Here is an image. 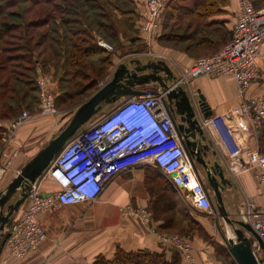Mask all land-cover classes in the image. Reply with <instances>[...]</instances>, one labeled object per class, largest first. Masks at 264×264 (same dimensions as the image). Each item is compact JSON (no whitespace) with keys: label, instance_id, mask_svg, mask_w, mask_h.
<instances>
[{"label":"built area","instance_id":"obj_1","mask_svg":"<svg viewBox=\"0 0 264 264\" xmlns=\"http://www.w3.org/2000/svg\"><path fill=\"white\" fill-rule=\"evenodd\" d=\"M139 1L142 9L140 29L144 39L150 43L154 39L160 13L168 0ZM236 2L232 38L218 50L193 59L186 67L173 66L177 74L174 73L176 78L170 87L182 86L187 90L204 132L228 155V169L235 173L253 168L264 192V153L253 150L247 154L246 159L242 157L234 126L223 115L211 113L204 116L199 92L190 88L191 80L202 75L230 77L243 94L253 81L260 78L258 61L264 43V6L255 8L252 0ZM97 43L103 48H109L102 39ZM147 55L153 60H162L154 50H150ZM35 84L39 114L48 117L58 115L55 102L57 93L52 75L37 67ZM142 88L144 92L140 95L123 97L109 104L113 105L110 110L86 128L81 127L68 140L44 173L32 184L20 209L14 212L13 219L6 225L4 232L8 235L2 251L6 250L12 257H25L47 238L46 230L40 222L42 215L59 206L95 201L113 176L140 164H150L160 170L185 194L194 208L213 212L214 206L204 175L197 164L193 163L182 136L177 132L175 124L179 118H173L168 110L167 90L160 87ZM238 108L246 121L258 127L264 118V95L244 100ZM31 117L32 114L27 110H22L3 124L13 134ZM16 155L13 152L7 160L0 156V180ZM45 180L56 183L58 188L43 192L41 186ZM120 212L136 217L144 224L150 222V214L145 208L126 206ZM238 215L240 220L252 226L264 242V212L246 199L238 208ZM158 238L160 243L180 254L183 264H196L185 238L162 233L158 234ZM251 244L253 250L259 249L255 239Z\"/></svg>","mask_w":264,"mask_h":264},{"label":"crops","instance_id":"obj_2","mask_svg":"<svg viewBox=\"0 0 264 264\" xmlns=\"http://www.w3.org/2000/svg\"><path fill=\"white\" fill-rule=\"evenodd\" d=\"M135 1L137 9L142 11L140 1ZM222 9L224 12L208 17L207 21L215 20L218 25L222 23L227 31L232 32L236 21V0H229V3L222 6ZM128 43L126 42V44ZM131 46L138 47L135 41L131 42ZM137 57L133 58L136 59ZM148 59L151 58L148 57ZM179 59L185 65H189L192 62L186 60L184 62L181 58ZM121 62L117 61L118 64ZM258 64L261 74L260 78L253 81L243 94L240 93L235 82L230 77L202 75L192 79L190 84L192 90L198 91L204 96L205 102L213 114L223 115L234 126L235 135L242 149L241 156L245 159L249 152L259 150V124L258 127H254L250 122L246 121L238 107L244 100L264 95V43ZM36 75L37 68L35 69V77ZM144 86L145 88L159 87L155 82ZM97 87L99 89L101 86L97 84ZM4 89L3 85V90L0 94L1 107H4L2 96ZM13 106L14 104L9 105L10 112L7 113L9 115L5 116L11 118L16 113L17 110H14ZM0 112L4 113L1 108ZM39 116H41L39 113H32V117L21 126L23 127L28 122L23 127L25 129L21 132L22 134L19 138L21 142H26L24 145L26 147L20 154L22 159L19 158L23 164L44 146L45 140L34 141V137L41 130H45V123L38 119ZM59 123L57 119L53 128L58 129V131L50 139L59 133V129L61 128V126L58 128ZM204 134L205 140L203 143L209 146V153L206 159L210 161V164L214 162L219 163L223 169L224 176L229 180V184L222 190V199L228 214L232 218L238 219V208H241L246 199L253 202L256 208L264 212V192L257 182L255 170L253 168H246L238 170L235 173L231 172L227 167L229 157L226 152L219 144L212 141L206 132ZM17 153L19 152L17 151ZM199 169L205 176L203 169L200 167ZM167 183L169 184L171 181L160 170L150 164H140L122 170L104 185L99 197L92 203L63 205L42 215L40 221L47 233L46 240L36 250L23 258H15L10 256L6 250L2 251L0 253V264H93L95 257L99 254L104 255L107 259H111L117 247L125 251L145 249L164 252L166 258L169 260L172 252L177 251L163 245L159 241L158 234L166 232L164 231L165 229L160 228L163 220L152 216L153 219L148 224H144L138 218L123 215L120 212L122 208L130 206L132 208L142 207L152 213L153 210L157 209V206L150 203V189L159 186L161 191L157 192V194L163 195V192L165 193L166 191L165 189L162 190V187ZM57 188V184L50 180L43 181L41 186L43 192L52 191ZM153 193L155 192L153 191ZM210 198L213 203L211 195ZM238 198L239 201L237 202ZM213 206L215 207L214 203ZM61 207H70L76 215L65 217L59 210ZM214 210L212 213L204 211L197 213L189 211L186 204H176L175 211L177 215L174 217L175 220L184 221L186 224L189 221L188 218L191 216L204 229L203 234L194 233L191 236H187L192 244L191 252L196 264H221L215 256L213 241L225 244L221 231L226 236L231 235L227 232L230 230L227 225L220 226V216L216 208ZM255 251L263 259L264 264V251L260 249ZM3 257L7 259L1 262ZM180 264H183L182 258Z\"/></svg>","mask_w":264,"mask_h":264},{"label":"trees","instance_id":"obj_3","mask_svg":"<svg viewBox=\"0 0 264 264\" xmlns=\"http://www.w3.org/2000/svg\"><path fill=\"white\" fill-rule=\"evenodd\" d=\"M21 1L27 2L31 7L25 6L21 10L13 9L20 5ZM107 1L112 5L115 13L124 18L130 32L139 30L141 10L137 9L135 0ZM252 1L257 8L258 0ZM228 3L229 0H168L159 16L158 23L162 26L163 32L158 37L166 38L171 35V32L173 33L174 29H182V32L185 33L179 37L187 36L189 38V35L192 34L190 37L196 38V35L201 33L199 41H210L207 32L214 33V30L207 29L218 24L215 20L202 22L200 19L224 12L222 6ZM107 11L101 0H0V36L2 35L0 37V74L5 77V89L2 95L4 115H9L7 113L10 112V104L15 103L14 110H18L22 106L28 107V101L32 103L33 99L38 98L35 84L37 66L41 70L48 66H56L57 69H60L61 66L70 68L67 70L69 71L67 76L58 78L59 91H57L55 99L57 107L67 98H71L72 94L95 91L99 79L104 76V68L99 67L95 71L96 75L85 80L89 74L80 65L91 67L89 62L83 60V57L96 55L99 52L104 53V48L97 43L98 37L104 39V35H106L116 39L118 36V31ZM55 13L60 18L61 26L54 19ZM186 18L187 20H185ZM171 20L174 22L170 23ZM172 25L174 26L172 27ZM165 29L170 31L169 34L164 32ZM231 38L232 32L227 29L221 36L218 34L217 42L214 43L211 40L214 45L219 46L215 47V51ZM106 57L102 56L100 60H108ZM85 101L80 102L77 106L79 107ZM69 120H66L60 131L68 124ZM1 127L0 125V129ZM258 145L259 151L264 153V118L259 122ZM154 188L159 189V186L150 189V194L153 196L150 198V203L157 206L156 210L159 213L173 212L176 204H181L177 195L179 190L171 183L162 187V190L166 191L163 192V195H158V191ZM14 215V213L11 215L7 225ZM165 219L160 228L165 229L167 226L171 228L174 224V217ZM188 220L191 228L187 229L189 232L187 236L194 233L203 234L204 229L198 221L191 216ZM182 229L183 227H180L178 231ZM213 246L215 256L221 264H237L225 244L213 241ZM180 260L181 257L177 252H172L171 258L168 260L164 252L145 249L125 251L117 247L111 259L99 254L95 257L93 264H180Z\"/></svg>","mask_w":264,"mask_h":264},{"label":"water","instance_id":"obj_4","mask_svg":"<svg viewBox=\"0 0 264 264\" xmlns=\"http://www.w3.org/2000/svg\"><path fill=\"white\" fill-rule=\"evenodd\" d=\"M128 62L134 64V67L130 68L125 61L118 64L111 79L77 108L68 124L32 156L11 179L6 188L0 191V253L8 235L4 230L11 215L23 204L32 184L44 173L68 140L96 115L103 105L115 103L123 97L140 95L144 92L142 88L144 85L155 82L162 90H167L168 110L173 118H179V122L175 124L177 132L182 136L185 149L193 163L200 165L203 169L207 186L213 192L216 211L234 234V236H226L221 231L231 256L237 264H263V259L256 256L251 244L255 239L258 248L264 251V242L259 234L250 224L232 218L224 206L222 190L229 184V180L224 176L219 163L210 164V161L206 159L209 146L203 143L205 140L204 130L196 116L187 90L182 86L170 87V83L175 80L176 75L163 60L131 59ZM198 97L204 105L203 115H210L212 111L206 104L204 96L199 93ZM17 192L19 197L10 202L11 197Z\"/></svg>","mask_w":264,"mask_h":264},{"label":"rangeland","instance_id":"obj_5","mask_svg":"<svg viewBox=\"0 0 264 264\" xmlns=\"http://www.w3.org/2000/svg\"><path fill=\"white\" fill-rule=\"evenodd\" d=\"M101 1L104 3L105 7L107 8V10H108L107 13L110 14L111 21L113 22L116 30L118 31V36H117L118 39H117V37H116V39H114V38H110L106 35H104V39L101 37H98L97 42H98V40L102 39L104 41V44H106L109 48L104 47V53L99 52L96 55H87V56L83 57V60L89 62L91 67H89V65L87 66L84 64L80 65L89 74V76L85 80H89V78L91 76L96 75L95 71L98 70L99 67L104 68V76L101 79H99V81H98V84L101 86L104 85L108 80H110L113 71L118 66L117 61L118 62H121V61L128 62L131 59H135L133 57H137L140 54H141V56L137 57L136 59H140L142 61H145V60H148V57L151 58L149 55H147L150 50H154L159 55L160 59H162L168 65H170V67L174 71V73L177 74V71L174 69L173 66L178 65L180 68L187 66L182 61H180L179 58H181L184 62H185V60L191 62L195 58H198L200 56H203V55H206V54H209V53L215 51V49L219 47L218 45H214V43L217 42V40H218V34L221 36L223 34V31L226 30L224 28V25H212L207 29V30H212V29L214 30V33H208L207 32V34L209 35L208 37L211 40H213L214 43H212L213 41H211V40H210L211 42L210 41H204V40L199 41L200 37L202 36L201 33H198L196 35V38L190 37L192 34L189 35V38L187 36L179 37V35L185 33V32H182V29H179V30L174 29L175 32L174 31H173V33L171 32L172 36L169 35L166 38H164V37L159 38L158 37L159 34H161V32H163V31H162V26L158 23L157 29H156L154 36H153L154 39H152V41L150 43H147V40L144 39V37H143V34L141 32L140 27H139L138 31H134L133 33L130 32V29L128 28L127 24L125 23L124 18L119 17V15L115 13V10H113L114 8L112 7V5H110V3L107 0H101ZM257 3H258L257 9L262 8L264 6V0H258ZM19 4L20 5H17V7H13V9L21 10L22 7H25V6L31 7L30 5L27 4V2H24V1L23 2L21 1V3H19ZM40 6H42V5H40ZM50 7H51V5H50ZM55 15H56V17L54 19L57 22H59V25L61 26V23L59 21L60 18L58 17L57 13H55ZM30 16H31V14H30ZM160 19H161V17H160ZM185 20H187V18ZM200 20H202V22H205L207 20V18L200 19ZM171 22H174V21L171 20L170 23ZM173 26L174 25H172V27ZM164 32H166V33L168 32L167 34H169L170 31L165 29ZM186 38H188V39H186ZM132 41H135V44L138 47L131 46ZM126 42H129V43L126 44ZM102 56H107L106 58L108 60H106V59L104 61L100 60V58ZM181 63H183V64H181ZM76 66H78V64H76ZM74 68H78V67H74ZM69 69L70 68H68L66 66H61L60 69H57L56 66H48V67H45L42 69L43 72H45L49 75H52V77L54 78V82H55L54 86L56 87L55 88L56 93H57V91H59L58 84H57L58 78H61L63 76H67L69 74V71H67V70H69ZM72 69H73V67H72ZM75 74H77V73H75ZM79 80H80V77H79ZM4 82H5V77L0 75V94L3 90ZM190 84H191V82H190ZM69 85H71V84H69ZM97 88L98 87L96 86V89L93 93H95L98 90ZM90 92L91 91H85V92H82L79 94L70 95L71 98H67L62 104L58 105L57 108L59 110V113L56 116H51V117H46L43 115L39 116L38 119L45 123V125H44L45 130H41V132L37 136L34 137V141H36V140L44 141L45 140L44 143H46L58 131V129L53 128L54 123H56V120L58 119L60 122L59 123L60 125L58 126V128L60 126L63 127V125H65V123H66V120L68 121L69 118L71 119L74 112L77 110V108H78L77 105L80 102L88 99L93 94ZM28 102H29L28 107L22 106L21 108H19L16 111V113L13 116H11V118L16 116L22 110H27L30 114L39 113L38 112L39 111V98L33 99L32 103H31V101H28ZM112 106L113 105H109V104L103 105L101 110L91 118V121L86 122L82 126V128H86L89 125V123H92L97 117H99L103 113L110 110L112 108ZM13 107L15 109V107H16L15 103H14ZM0 108L3 111L5 110L4 107L0 106ZM11 118L8 116H5L4 113L0 112V122L2 124L6 123V121H8ZM27 123L23 127H25L27 125ZM2 124H1V126H2ZM23 127H19L17 130H15L13 132V134L9 133L8 129L6 127H4V124L0 129V156H3V159L7 160L8 158H10V155L13 152H16V153H17V151L19 152V153H17L18 156H15L12 159L8 169L3 174V177L0 180V189H2V191L6 188L7 184L11 181V179L18 173V171L24 165L23 162L20 161V159H19V158L22 159L20 154H21V151L26 147V146H24L26 142L25 141L21 142V139H19L20 135L22 134L21 132L25 129ZM52 130H53V132H52ZM36 138H38V139H36ZM16 139H18V140L16 141ZM44 143H43V145H45ZM197 167L201 168L200 165H197ZM154 189H156V191L158 190V192L161 191L160 188L159 189L154 188ZM151 192H153V191L151 190ZM209 194L213 198L212 190H210ZM18 197H19V193L17 192L16 194H14L11 197L10 202L15 201ZM152 197L153 196L151 195L150 198H152ZM179 199H180L179 201L181 203L187 205V208L189 211L201 212L200 210H198L192 206L191 202L187 199L185 194L181 191H179ZM238 201H239V198H238L237 202ZM90 203H92V202H90ZM213 203L215 205V202H213ZM86 204H89V203H86ZM214 208H216V206ZM59 210L61 211V214H63L65 217H73V215L74 216L76 215L74 213V211H72L70 209V207H66V208L61 207V208H59ZM166 213L167 212L161 214V212L159 213L158 210H155L152 213L149 212L150 220L153 219L152 216H154L155 218H159L161 220H166L165 218L168 219L169 217H175L177 215L176 211L169 212L167 214ZM220 222H221L220 226L227 225L225 223V221L223 220V218H221V217H220ZM179 224H181V225L179 226ZM169 227L170 226H167L164 230L166 232L162 233V234H168V235L175 234V235H178L182 238H185L188 241L190 253H192L191 252L192 244L190 242V239L187 237V234L189 233V232H187V229H190L191 225L189 223L185 224L184 221H178L176 219V220H174L173 226H171V228H169ZM180 227H183L184 230L182 229V230L178 231V229H180ZM229 229L230 230L227 231L228 234L229 235L231 234L230 236H234L230 227H229ZM254 251H255V249H254ZM5 259H7V258L3 257L1 259V262H3V260L5 261ZM224 264H226V263H224Z\"/></svg>","mask_w":264,"mask_h":264},{"label":"flooded vegetation","instance_id":"obj_6","mask_svg":"<svg viewBox=\"0 0 264 264\" xmlns=\"http://www.w3.org/2000/svg\"><path fill=\"white\" fill-rule=\"evenodd\" d=\"M126 62V61H125ZM127 65L130 67V68H133L134 67V64H129V62H126ZM147 72V71H146Z\"/></svg>","mask_w":264,"mask_h":264}]
</instances>
